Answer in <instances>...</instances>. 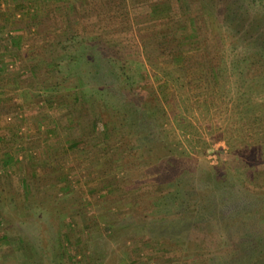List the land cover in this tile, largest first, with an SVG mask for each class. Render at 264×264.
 Returning <instances> with one entry per match:
<instances>
[{
    "label": "rangeland",
    "instance_id": "374dc122",
    "mask_svg": "<svg viewBox=\"0 0 264 264\" xmlns=\"http://www.w3.org/2000/svg\"><path fill=\"white\" fill-rule=\"evenodd\" d=\"M227 5L0 0V264H264V0Z\"/></svg>",
    "mask_w": 264,
    "mask_h": 264
},
{
    "label": "trees",
    "instance_id": "16d2710c",
    "mask_svg": "<svg viewBox=\"0 0 264 264\" xmlns=\"http://www.w3.org/2000/svg\"><path fill=\"white\" fill-rule=\"evenodd\" d=\"M203 3H209V6H210V8L212 9V11H215V12H217L218 13V16L219 17H224V13H226V11H228V8L229 7H227L228 5H227V3H228V1H230V0H201ZM253 7V6H252ZM229 10L230 11H232V9L231 8H229ZM258 12H260V11H257L256 12V14L258 13ZM193 205V204H192ZM185 206H186V204H185ZM194 207H187V208H185L186 210L183 212L184 214H183V216H181L182 217V219H181V221H183V223H186V224H188V225H190V223L191 224H196L197 225V223H198V225L200 226L201 225V223H204L205 222V214L203 213V218L201 217V216H195V220H193V219H191V212H189L190 210H192ZM253 212L254 211H256L257 213H260V214H263L259 209H253L252 210ZM247 213H249L248 211H246ZM198 213V212H197ZM201 214H202V212H201ZM244 217V219H243V221H248V220H246V218L248 217V216H243ZM229 219H232L231 218V216H230V218ZM180 221V222H181ZM230 221V220H229ZM193 222V223H192ZM197 222V223H196ZM177 225V224H176ZM197 225V226H198ZM223 228H225V226H222ZM259 239H260V241L261 242H263L264 241V236H262V235H260L259 236ZM260 263H261V261H260Z\"/></svg>",
    "mask_w": 264,
    "mask_h": 264
}]
</instances>
